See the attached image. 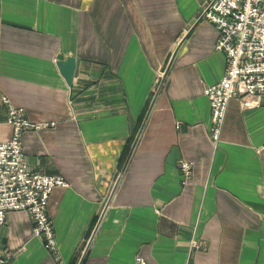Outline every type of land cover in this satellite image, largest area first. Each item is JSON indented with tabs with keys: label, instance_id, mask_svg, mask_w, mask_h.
Returning <instances> with one entry per match:
<instances>
[{
	"label": "crops",
	"instance_id": "crops-1",
	"mask_svg": "<svg viewBox=\"0 0 264 264\" xmlns=\"http://www.w3.org/2000/svg\"><path fill=\"white\" fill-rule=\"evenodd\" d=\"M206 1L0 0V141L5 97L49 124L23 149L68 183L48 205L64 264H264V97L230 100L211 140L205 89L227 57ZM70 56L73 87L58 67ZM0 253L59 264L23 211L0 226Z\"/></svg>",
	"mask_w": 264,
	"mask_h": 264
},
{
	"label": "built area",
	"instance_id": "built-area-1",
	"mask_svg": "<svg viewBox=\"0 0 264 264\" xmlns=\"http://www.w3.org/2000/svg\"><path fill=\"white\" fill-rule=\"evenodd\" d=\"M199 19L212 23L218 38L215 49L227 57L223 79L205 89L211 106L210 138L220 141L230 100L239 99L244 107H260L264 97V0H207ZM6 122L12 135L0 141V226L11 211L29 214L33 234L59 264H64L58 251L53 221L48 214L50 197L56 188L67 187L60 175L34 170L23 149V134L38 131L49 124L31 121L23 109L13 106L5 97ZM184 183L193 175V165L179 162ZM193 241L192 247H198ZM10 255L0 253V264H9ZM134 264H147L138 256Z\"/></svg>",
	"mask_w": 264,
	"mask_h": 264
},
{
	"label": "water",
	"instance_id": "water-1",
	"mask_svg": "<svg viewBox=\"0 0 264 264\" xmlns=\"http://www.w3.org/2000/svg\"><path fill=\"white\" fill-rule=\"evenodd\" d=\"M59 70L69 87L74 86L75 72L77 69V61L75 57H67L58 64Z\"/></svg>",
	"mask_w": 264,
	"mask_h": 264
}]
</instances>
